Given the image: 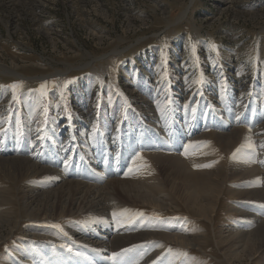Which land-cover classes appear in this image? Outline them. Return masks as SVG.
<instances>
[{"label": "rangeland", "instance_id": "374dc122", "mask_svg": "<svg viewBox=\"0 0 264 264\" xmlns=\"http://www.w3.org/2000/svg\"><path fill=\"white\" fill-rule=\"evenodd\" d=\"M221 3L218 0H0V71L14 69L21 76L0 72V86H5L0 87V135H3L0 143L9 132L26 137L28 143L48 133L52 141L45 153L49 155L47 161L52 162L51 155L57 152L52 145L57 146L61 141L54 140L53 131L87 127L86 117L80 118L78 114H86L90 108L100 123L93 119L89 127L111 133L114 122L121 117L116 122L122 124L124 138L132 133L136 140L135 133L145 127L139 100L155 97V110L162 119L171 120V126L180 127L175 114L182 113L185 115L182 124L199 117L198 120L206 118L213 125H207L205 134L198 138L201 145H208L204 152L210 157L206 164L211 168L221 163L229 167L238 157L257 160L256 154L249 158L247 149L250 152L264 149V135L257 136L259 148L244 147L239 152L236 149L246 142L239 141L225 151L214 136H206L211 131L227 132L234 127L250 133L254 126L264 122V0H229L219 8ZM212 44L216 45L215 49ZM198 79L202 81L199 84L195 83ZM17 82L21 87L13 100L12 89L7 86ZM195 121L197 130L200 124ZM156 128L161 133L151 129L148 136L141 133L144 135L141 145L148 147L142 151L165 150L163 141L173 145L168 139L169 130L161 124ZM80 138L85 140L80 144L87 150L89 140L83 135ZM141 145L133 142L132 150L137 152L139 149L135 148ZM178 149L176 153L184 150V145ZM5 152L0 154L21 155ZM262 159L257 164L264 169ZM130 160L131 157L117 173L128 169ZM150 162L142 156L133 169ZM167 168H157L162 178L168 175ZM100 170L95 173H105ZM7 177L0 169V191L11 198V208L15 203L14 208L19 212L13 218L20 223L12 229L0 227V264H18V252L23 247L33 252L34 262L39 257L33 259V254L60 250L63 257L48 253L47 264L86 263L74 258L71 250L82 252L84 247L69 235L66 226L83 224L87 214L31 220L23 212V180L9 184ZM86 178L91 179L92 175ZM41 180L42 186H53L50 178ZM242 183L238 178L229 179L221 187L216 210L206 224L195 213L178 210L176 206L163 213L144 214L143 209L151 207L138 201H128V205L142 211L147 221L187 231L191 223L205 231L208 243L206 249H201L203 252L196 248L192 252L173 248L177 264H264V247L253 261L248 257L239 260L231 258L229 242H223L222 237L243 229L239 228L243 224L238 222L247 201L236 192L245 189ZM179 192L181 196L175 198L182 204L183 192ZM249 205L253 210L257 206L259 211L263 204L254 201ZM32 232L40 238L32 240ZM64 242L69 247L61 246ZM136 249L144 251L142 247L128 245L115 252L120 255L113 261L110 254L105 260L109 264H143L142 259L138 261L139 255L135 256V263L129 258L139 253H135ZM84 253L93 257L87 251ZM161 260L149 264H166Z\"/></svg>", "mask_w": 264, "mask_h": 264}, {"label": "bare ground", "instance_id": "6f19581e", "mask_svg": "<svg viewBox=\"0 0 264 264\" xmlns=\"http://www.w3.org/2000/svg\"><path fill=\"white\" fill-rule=\"evenodd\" d=\"M218 1L222 2L218 5L219 8L229 3V0ZM0 72H8L11 75L21 77L17 75L18 73L14 69L4 68ZM141 99L139 103L140 108L144 110L145 127L135 133L136 140L132 133L131 135L127 134L126 139L124 138L125 135L120 129L122 124L118 125L116 122L122 119L121 117L114 122V130L111 133H104L101 129L95 130L89 127L93 119L96 124L100 123L98 117L94 114L95 111L90 108L86 114H78L80 118L86 117L85 125L87 127H78L76 130L71 128V131H68V129L61 132L53 131V134L57 137L54 140L60 139L61 141L57 146L52 145L57 151L51 155L52 162L47 161L46 157L49 155L45 153L46 150H50V147L46 148L52 141H50L52 136L48 133L44 138L38 135L37 139L33 138L28 143L25 136V138H22L17 133L16 136H13V132H9L3 142L0 143V149H2L0 151L21 155L0 154V169L7 174L9 184L19 179L23 180L24 214L31 220H55L58 217L64 218L72 213H75L76 216L79 213H86L87 219L83 224L81 222L67 223L66 226L69 235L84 247L82 252L78 249L71 250L75 256L74 258L86 262L84 264H109L106 262L105 257L107 258L109 254L112 255L118 249L126 248L128 245L142 247L144 250L136 249L135 253H139L129 257L133 263H135V256L139 255L138 261L142 259L143 264L153 263L161 260V258L163 263L177 264V259L173 256L175 252L173 248L179 247L182 251L187 250L190 252L196 248L197 251L203 252L201 249H206L208 243L205 231L200 230L201 228L198 229L189 221H186V223H190L188 226V228L190 227L189 231L147 221L146 215H139L142 211H139L135 206L128 205V201H138L141 205L144 204L145 207H151L144 208V214H156L157 211L163 213L167 208L176 206L178 210L183 209L189 213H195L194 215L197 218L200 217L202 223L206 224L208 219H212L210 215H213L216 210L215 204L221 196V187L229 179L238 178L243 182L242 185L245 189L236 192L247 201L246 208H242L243 210H240L239 215L242 220L238 223L243 224L239 228L242 227L243 229L233 234L229 233L222 238H224L223 242H229L227 248L231 250L230 256L232 259L241 260L244 257H248V260L251 258L252 261L256 259L261 254V248L264 247V169L259 168L257 164L259 159L263 157L261 162L264 166V149L254 152L247 149L249 158L256 154L257 160H254L255 157L251 160L248 158L243 160L238 157L236 161L229 163V167L225 166L224 163L214 168L210 166L196 167L194 165H207L206 161L210 160V157L206 156L204 152L208 145H201L198 138L205 134L204 129H208L207 125L211 127L213 125L208 124L206 118L198 120L199 117H192L189 122L182 124L185 118L184 113H182L178 116L175 114L180 119V127L171 126L169 125L171 120L168 119L170 121L167 122L166 119H162L159 111L155 110L157 106L155 97L151 99L142 97ZM124 114L126 115V109ZM259 114L257 115L258 118ZM244 116L248 115L244 114ZM195 120L200 124L197 130L194 127ZM260 120L258 119V122ZM159 124L169 130L167 133L168 139L173 142V145L168 144L167 140V142L163 141L164 137H162L165 150L142 151L141 149L148 147L143 146L145 144L141 145L144 139V135H141V133L148 136L149 129L152 132L161 133L160 128H156ZM22 130L24 131V129ZM163 130L164 128L161 131ZM228 130L227 132L218 131L216 133L211 131L206 136H214L220 148L225 151L231 149L239 141L246 142V138L250 137L251 142L257 149L259 148L256 146L257 136L264 135V122L262 121L259 125L254 126L250 133L245 131L244 128L238 127L229 128ZM80 135L87 137L89 140L87 150L80 144L85 143L84 139H78ZM135 141L141 145L135 148V150L139 149L137 152L132 150ZM126 144L128 147H126ZM182 144L184 148L189 145L187 155H184L186 149L176 153ZM22 145H24V148ZM173 146L174 149H172ZM4 147L8 150L4 151ZM261 152L263 156L259 155ZM142 156H146L151 162L146 165H136L133 169L135 163H138ZM129 157H131V162L128 169L125 170L124 168L123 172L117 173L122 165L126 167L125 163ZM133 160H136V162H133ZM109 166L110 168H108ZM160 166L165 170L168 167L169 173L166 177L162 178L159 175L157 168H160ZM98 170L105 173L98 175L97 172L95 173ZM95 174L98 177L93 178ZM90 175H92L91 179L86 178ZM43 178H50L53 186L47 184L42 186L44 181H39V179ZM105 178H107V181L104 180ZM32 179H34L33 184L30 183ZM102 180L105 182L102 183ZM45 187L48 188L45 189ZM179 190L183 192L181 199L184 202L182 204L175 198L181 196ZM5 194L7 193L0 191V227L6 226L12 229L20 223V220L17 221L16 218H13L18 210L14 208L15 203L13 208L10 207L12 200L7 198ZM254 201L263 204L259 211H257V206L255 210L250 208V205L248 206ZM191 207L194 211L190 209ZM113 212L118 215L114 217ZM120 213H123V216H120ZM19 217L21 216L19 215ZM125 218L131 219V223H124ZM12 219H14V224ZM118 219L121 221L119 225L117 224ZM30 237L32 240L40 238L33 232ZM61 246L69 247V244L64 242ZM24 249L23 247V250L18 252V259H20L18 264H47L49 254L62 256L59 254L60 250L57 252L40 251L36 255L33 254V259L39 257V261L34 262L32 261L33 252ZM246 250H250V252L246 254ZM84 251L89 252L93 257L86 255ZM164 251H167V253L164 254ZM262 254H264V251Z\"/></svg>", "mask_w": 264, "mask_h": 264}, {"label": "snow or ice", "instance_id": "6c2138e0", "mask_svg": "<svg viewBox=\"0 0 264 264\" xmlns=\"http://www.w3.org/2000/svg\"><path fill=\"white\" fill-rule=\"evenodd\" d=\"M211 47L213 48V49H215V47H216V45L215 44H212L211 45ZM193 50H194V46H193ZM202 81L200 80V79H198V80H196L195 81V83H197V84H199V83H201ZM0 87H5V86H0ZM7 87H9V88H11L12 89V93H13V100H15V99H17V89H19L20 87H21V84L20 83H13L12 85H9V86H7ZM43 87H44V85H41V89H43ZM204 143H206V142H204ZM189 147V145H186L185 146V149H186V151H185V153H184V155H187L188 153H187V148ZM244 147H247V148H250V149H253L254 150V148H255V146H254V144L251 142V139H250V137L249 138H246V143L245 144H242L241 146H240V148H238V149H236V152H239L240 151V149L241 148H244ZM236 152H234L233 153V158H235V156H236ZM139 158V157H138ZM194 166H196V167H209V166H211V165H194ZM118 214L116 213V212H113V216L114 217H116ZM120 216H123V213H120L119 214ZM139 215H143L142 213H140ZM159 217H157V219H158ZM120 220L118 219L117 220V224L119 225L120 224ZM124 223H131V219H127V218H125L124 219V221H123ZM124 251H128V249H125ZM120 254L119 253H113L112 254V256L110 257V259H115L117 256H119ZM185 255H186V253H185Z\"/></svg>", "mask_w": 264, "mask_h": 264}]
</instances>
